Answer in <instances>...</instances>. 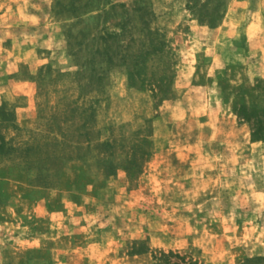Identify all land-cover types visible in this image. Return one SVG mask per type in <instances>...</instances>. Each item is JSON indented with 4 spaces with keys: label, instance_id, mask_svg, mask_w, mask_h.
Listing matches in <instances>:
<instances>
[{
    "label": "rangeland",
    "instance_id": "obj_1",
    "mask_svg": "<svg viewBox=\"0 0 264 264\" xmlns=\"http://www.w3.org/2000/svg\"><path fill=\"white\" fill-rule=\"evenodd\" d=\"M264 264V0H0V264Z\"/></svg>",
    "mask_w": 264,
    "mask_h": 264
},
{
    "label": "trees",
    "instance_id": "obj_2",
    "mask_svg": "<svg viewBox=\"0 0 264 264\" xmlns=\"http://www.w3.org/2000/svg\"><path fill=\"white\" fill-rule=\"evenodd\" d=\"M168 264H180V263H176V262H168Z\"/></svg>",
    "mask_w": 264,
    "mask_h": 264
}]
</instances>
